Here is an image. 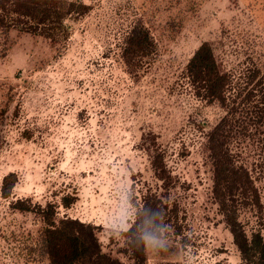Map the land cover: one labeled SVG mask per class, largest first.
<instances>
[{
	"label": "rangeland",
	"instance_id": "obj_1",
	"mask_svg": "<svg viewBox=\"0 0 264 264\" xmlns=\"http://www.w3.org/2000/svg\"><path fill=\"white\" fill-rule=\"evenodd\" d=\"M73 1L87 7L66 18L60 46L0 9V264H49L48 209L56 224L91 225L120 264H244L213 194L207 132L226 109L198 100L181 72L207 40L239 84L254 63L264 74V0ZM145 10L158 47L132 73L124 39ZM236 114L231 149L259 194L239 219L264 236V130L253 113Z\"/></svg>",
	"mask_w": 264,
	"mask_h": 264
},
{
	"label": "trees",
	"instance_id": "obj_2",
	"mask_svg": "<svg viewBox=\"0 0 264 264\" xmlns=\"http://www.w3.org/2000/svg\"><path fill=\"white\" fill-rule=\"evenodd\" d=\"M85 7V3L73 0H0L1 10L29 18L33 23L28 29L44 35L59 46L68 36L66 18L73 13H79ZM154 7L160 13L168 9L166 2ZM149 15L148 10H145L124 39L122 54L132 73H138L157 51L158 44L153 36ZM40 24H43V28L38 31ZM19 27L23 28L22 25ZM181 73L182 79L198 100L226 109V114L207 132L208 148L213 161V194L244 264H264V236L260 232H254L249 237L239 219V208L242 204L259 201L258 190L249 169L238 162L230 144L242 122L239 120L240 116L237 118L236 112L241 115L246 112L253 113L255 123L264 130L262 68L255 63L251 68L248 67L245 85L239 84L234 80L233 74L223 67L213 44L205 40L194 50ZM158 150L155 148L153 164L159 176L166 178V165L161 151ZM17 179L15 172L4 176L1 188L4 196L10 195ZM64 204L68 206L70 202L65 201ZM14 205L21 210L33 209L24 200H17ZM147 206L150 222H156L157 219L153 220L157 218L153 214L155 210L151 213ZM43 215L47 224L44 250L49 264H120L117 258L102 251L91 225L70 218L62 219L56 224L53 210L49 209L43 210ZM148 223L144 227L148 228Z\"/></svg>",
	"mask_w": 264,
	"mask_h": 264
}]
</instances>
